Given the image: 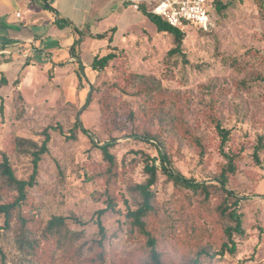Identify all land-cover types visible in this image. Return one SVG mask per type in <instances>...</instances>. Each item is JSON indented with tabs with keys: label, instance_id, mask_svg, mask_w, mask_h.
<instances>
[{
	"label": "rangeland",
	"instance_id": "rangeland-1",
	"mask_svg": "<svg viewBox=\"0 0 264 264\" xmlns=\"http://www.w3.org/2000/svg\"><path fill=\"white\" fill-rule=\"evenodd\" d=\"M262 4L261 0H232L222 12L213 10L207 28L191 25L184 30V54L174 56L168 55L174 47L172 35L159 31L144 15L124 37L116 34V58L95 77L94 100L87 107L86 95L94 83L88 92L83 91V101L76 104L54 84L53 76L45 81L48 75L42 73L36 74L35 85L24 83L18 89L24 77L20 75L16 89L1 91L5 109L3 115L0 112V160L1 152L13 147L12 135L41 144L48 128L52 137L49 152L39 164L37 184L29 190L28 211L32 208L36 220L44 221L52 215H63L73 231L83 234L65 242L50 259L48 246H43L41 252L48 256L30 260L19 248L18 223L13 219L10 230H0V264H95L98 249L93 241L99 238L96 212L106 205L94 194L102 185L90 177L104 162L98 145L110 140L114 143L111 152L126 170L118 182L117 210L107 211L102 217L107 255L97 264L150 262L146 239L129 233L124 216L125 200L135 207L137 199L130 185L147 178L143 153L158 159V215L152 217L150 230L159 239V249L167 262L170 258L183 259L192 250L185 241L202 221L204 196L174 185L161 167L160 150L171 159L168 168L172 171L208 184H220L218 177L228 165L223 151L234 155L237 170L226 187L241 197L246 237L239 240L236 254L208 257L203 264H264ZM131 74L145 75L148 81L143 85L153 81L175 101L161 106L158 91L146 94L142 83L130 79ZM112 83L119 87L112 89ZM107 93L118 99L115 122L101 119L99 100ZM215 119L229 130L224 144ZM77 120L89 134L75 129V136H71ZM178 122L199 138L200 145L178 127ZM58 124L63 132L52 128ZM144 133H148V139ZM10 153L18 178L29 179L32 156ZM133 159L136 168L130 171ZM211 190L209 205L215 211L224 193L215 187ZM8 198L7 192L0 190V201ZM213 213L210 216L217 218ZM229 223V218L223 219L221 227ZM219 225L208 223V231L218 233L220 228L213 226ZM79 254L80 258L73 261L72 257Z\"/></svg>",
	"mask_w": 264,
	"mask_h": 264
},
{
	"label": "trees",
	"instance_id": "trees-1",
	"mask_svg": "<svg viewBox=\"0 0 264 264\" xmlns=\"http://www.w3.org/2000/svg\"><path fill=\"white\" fill-rule=\"evenodd\" d=\"M231 1L232 0H215L211 7L210 15L213 10L222 12ZM261 1L263 2V0ZM261 6L262 14L264 16V5L262 4ZM141 10L156 23L159 31L167 32L172 35L174 39V47L168 51L169 56L184 54L183 42L186 36L184 30L188 26L195 25L197 27L207 28L193 23H185L182 26L174 27L158 15L148 11L145 5L141 7ZM115 31L116 28L114 27L111 29L110 33ZM112 33L110 36L109 32L98 33L96 37H108L111 43L113 41ZM115 47L116 45H110V49L106 54L97 55L94 58L92 66L97 71L96 78H98V75L109 65L110 61L116 58V53L113 50ZM130 79L133 82L139 81L142 85L148 81V78L145 75L131 74ZM7 82L8 80L6 78L2 79L3 84ZM93 85L94 87L89 92V97L87 96L86 98L84 104L85 107L94 100L95 83ZM143 86L146 94L158 91L157 98L161 101V106L175 101L173 95H167L164 91L159 90L160 86L153 81H150L149 84ZM118 87V83L111 84L112 89H117ZM0 99V112L3 115L5 109L3 96L0 95ZM117 100V97L111 96L110 93H107L99 100L102 120L107 119L112 122L116 121L118 111ZM131 112L132 111H130V113ZM134 116L135 115H132L133 119ZM214 122L222 137V144H224L229 137V130L224 128L218 119H215ZM178 127L184 131L185 134L193 137L197 144L200 145L199 138L191 135L180 122H178ZM52 128L60 129V131L63 132L61 125L59 124L52 126ZM75 129H80L84 133L89 134V130L84 127L79 120L75 122L74 127L71 129L73 131L71 136H75ZM44 134L45 138L41 144L30 139L12 135L13 147L11 151H2L0 160V190L7 192V195L9 196L8 200L0 201V215L4 217V223L0 224V230H10L12 228L13 219H15L18 223L17 240L19 248L24 252L26 257L30 258V260L45 255V253L41 252L43 246H48V250H50V259L52 258L54 251L60 248L65 242L78 238L83 234L81 232L73 231L67 223V218L63 215H52L47 221H44L36 220V215L32 208L28 211L30 199L29 190L37 184L39 164L42 160V156L49 152V144L52 140L48 128L44 131ZM144 136L148 139V133H144ZM98 146L104 156V162L93 172L90 178L102 185V189L95 191L94 194L97 199L103 200L106 206L96 212L99 238L94 239L93 241V244L98 249V253L93 260L95 264L103 263L106 259V227L103 223L102 217L107 211L115 212L117 210L119 200L118 182L121 178L122 172L126 170L125 164H120L117 156L111 152V148L114 146L113 141L110 140L105 144ZM10 152L28 153L32 156L33 172L29 179L18 178L13 168ZM223 153L228 159V165L222 170L218 177L220 184H208L197 181L193 178L182 176L172 171L168 168L169 164H171V159L165 151L160 150L161 155L159 160L161 167L174 185L178 188L192 190L194 193H201L204 196V199L202 200V208L204 210H201L200 213L203 216L202 221L199 226L194 227V234H190L189 238L185 241V244L191 247L192 250L187 251L183 259L176 261V259L170 258L168 262L165 255L159 249L158 237L150 230L152 217L155 215L157 217L158 215L157 194L155 190L159 171V167L156 164L158 159L151 157L146 153L142 154L145 161L147 178L144 182H135L130 185V190L132 191L133 196L137 199L135 203H133L135 207H132L131 204L125 200V202H127V208L124 216L129 233L131 235L139 234V236L146 239L147 247L150 250V262L146 261L144 264H203V260L208 257L222 256L226 254L234 255L237 253L239 240L246 237L243 213L241 211V197L235 195L234 191L229 190L226 187L230 176L236 173L237 165L234 155L228 154L224 151ZM135 168L136 160L133 159L129 170L132 171ZM213 187L222 190L224 193V198L215 211H213L209 205L212 197L211 188ZM213 212L217 215V218L210 216ZM226 218L230 219V223L221 227L223 219ZM204 220H206L207 223H205L206 221ZM213 222H218L220 224L219 226H213L214 229L216 227L220 228L218 233L212 234V232L208 231V223ZM77 258H80V254L77 257L74 255L72 260L76 261Z\"/></svg>",
	"mask_w": 264,
	"mask_h": 264
},
{
	"label": "crops",
	"instance_id": "crops-1",
	"mask_svg": "<svg viewBox=\"0 0 264 264\" xmlns=\"http://www.w3.org/2000/svg\"><path fill=\"white\" fill-rule=\"evenodd\" d=\"M144 15L133 0H0V95L16 89L20 75L18 89L35 85L42 73L48 75L45 81L53 76L69 100L82 102L97 74L94 58L106 54L117 44L116 34L124 37ZM114 27L111 43L96 37L110 36Z\"/></svg>",
	"mask_w": 264,
	"mask_h": 264
},
{
	"label": "built area",
	"instance_id": "built-area-1",
	"mask_svg": "<svg viewBox=\"0 0 264 264\" xmlns=\"http://www.w3.org/2000/svg\"><path fill=\"white\" fill-rule=\"evenodd\" d=\"M215 0H133V6L158 15L168 24L178 27L193 23L207 27L210 10ZM264 1V0H263ZM19 15V13H18Z\"/></svg>",
	"mask_w": 264,
	"mask_h": 264
},
{
	"label": "water",
	"instance_id": "water-1",
	"mask_svg": "<svg viewBox=\"0 0 264 264\" xmlns=\"http://www.w3.org/2000/svg\"><path fill=\"white\" fill-rule=\"evenodd\" d=\"M88 97H89V94H88Z\"/></svg>",
	"mask_w": 264,
	"mask_h": 264
}]
</instances>
